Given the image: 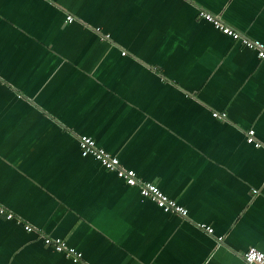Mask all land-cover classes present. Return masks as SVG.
I'll return each instance as SVG.
<instances>
[{
    "label": "crops",
    "instance_id": "crops-1",
    "mask_svg": "<svg viewBox=\"0 0 264 264\" xmlns=\"http://www.w3.org/2000/svg\"><path fill=\"white\" fill-rule=\"evenodd\" d=\"M200 9L264 43V0H0V205L13 213H0V264H244L249 247L264 252V59ZM82 134L187 215L82 156Z\"/></svg>",
    "mask_w": 264,
    "mask_h": 264
},
{
    "label": "built area",
    "instance_id": "built-area-1",
    "mask_svg": "<svg viewBox=\"0 0 264 264\" xmlns=\"http://www.w3.org/2000/svg\"><path fill=\"white\" fill-rule=\"evenodd\" d=\"M199 17L204 20L209 21L216 29L221 31L223 34L230 36L232 39L239 41L242 45L252 50L258 58L264 59V43L253 38H249L225 23L219 16L214 15L204 9H200L198 12ZM66 20L71 22L73 17L71 15L66 16ZM99 32V29H96ZM104 38L108 35H103ZM123 54L125 52H122ZM214 118L224 119L226 114L224 112H211ZM246 141L248 143H253L255 146H260L254 138V130L249 129L246 132ZM78 146L80 154L82 156H90L96 161H98L105 169L112 171L116 176L122 179L127 185L137 187L139 193L155 202V204L160 207L164 212H173L181 216L187 215V209L179 204L175 199L169 197L164 193L156 184L142 180L138 177L136 171L132 168L124 167L120 164V161L116 155L111 154L103 147L97 145L96 141L85 134L78 136ZM0 213L5 214L7 218H12L13 213L5 211V208L0 205ZM206 230L208 234L213 233V228L205 224H198ZM24 228L28 231H32L33 227L29 224H25ZM44 244L52 247L58 252L65 253L74 262L80 261L82 259V254L80 251L73 247H70L66 242L60 238L51 237L48 235L42 236ZM221 240V237L218 238ZM244 264H264V252L255 248L249 247L242 254Z\"/></svg>",
    "mask_w": 264,
    "mask_h": 264
}]
</instances>
